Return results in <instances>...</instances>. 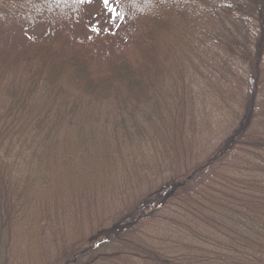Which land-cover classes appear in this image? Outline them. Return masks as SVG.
I'll return each mask as SVG.
<instances>
[{
	"label": "trees",
	"instance_id": "trees-1",
	"mask_svg": "<svg viewBox=\"0 0 264 264\" xmlns=\"http://www.w3.org/2000/svg\"><path fill=\"white\" fill-rule=\"evenodd\" d=\"M70 1L0 0V27L23 20L48 29L3 66L0 264L9 254L39 264H264V0H217L218 31L205 30L211 20L200 23L195 8L193 32L209 47L193 81L167 78L152 31L129 54L98 60L62 27ZM185 24L178 36L188 35ZM199 119L221 139L206 137ZM18 144L68 171L40 210L9 182L15 164L2 163V149L16 156ZM65 181L84 187L91 204L119 197L118 216L91 220L99 227L88 231L80 220L73 238L57 237L69 211ZM9 235L32 249H12Z\"/></svg>",
	"mask_w": 264,
	"mask_h": 264
},
{
	"label": "rangeland",
	"instance_id": "rangeland-1",
	"mask_svg": "<svg viewBox=\"0 0 264 264\" xmlns=\"http://www.w3.org/2000/svg\"><path fill=\"white\" fill-rule=\"evenodd\" d=\"M213 4H216L218 7L219 2L217 0H109V5L106 7L104 0H71L68 9L64 13L62 27L65 31L70 32L72 39L79 45L89 44L93 46L97 59L101 61L106 57H113L117 54H129L132 49L131 43L141 40L143 38L142 36H144L143 34L147 35L148 31H152L156 37L155 48L159 59L163 62L165 61L164 66H166L167 71H170L167 78H185V81H193L196 79L194 75L201 72L195 69V65L202 62L203 54L207 52V47H209L198 36L202 32H193L192 25L195 27L194 22L197 19L195 17L200 15V12L198 14V10L195 8L198 6V9L203 12L200 23H203L207 18L211 20V22H204L205 30L210 31L213 29L218 31L221 29V23L217 24L216 22H219L220 14L215 12ZM193 12L194 15H192ZM211 12H213L212 16H210ZM183 13L187 15V18H182ZM190 14L191 16L189 17ZM222 18L223 20L225 19L223 15ZM184 22H186L185 27L188 31L186 34L188 35L178 36L177 31L178 33L182 31L180 26ZM47 34L48 29L40 25V23L33 25L27 24L23 20L21 22L19 20L4 21L0 27V84H9V77L5 74V69H3L5 61L10 64L28 46H31L32 43H40ZM213 41L211 40L212 43ZM203 72H206V70ZM41 102L46 103L47 101L44 100ZM217 116L220 117V113H217ZM199 123H205L201 127V130L206 127L208 130L205 131L206 137L210 138L213 136L211 139H221L218 133L219 128L217 130L216 126H214L213 131L209 132L212 127L205 120L202 121V119H199ZM261 126L264 128V123ZM196 133H198L196 129L192 131L193 135H197ZM21 135L20 133L18 136ZM205 139L203 137L199 143L200 147L205 142ZM53 141L56 142L57 140ZM20 146L18 144V146L14 147L20 148L16 156L10 155L7 151L10 147L8 145L5 146L1 153L2 163L15 164L14 170L7 175L8 177L11 176V181L9 182L12 183V186L23 189L24 192L29 191V201H31V195L34 194L32 196L35 199L33 209L40 210L43 205L42 203H45L41 201V198H46L42 194L53 190L51 186L56 183L59 177L64 181L65 175L68 177V171L61 169L58 166L61 163H56V159L46 163L41 161L42 159L31 157L32 154L29 151L25 152V148ZM39 151H41L40 148L36 154ZM26 156L28 157L27 161ZM81 157H85V155ZM18 159L19 161L22 159L23 162L18 164ZM83 170L80 169L81 173ZM146 173L149 175V172ZM69 184L73 183H69L68 181L63 183L65 187L64 193L67 195L62 203L65 209L69 211H66V219L56 225L57 232H59L57 237L63 239L67 237L69 239L73 238L79 229L78 223L80 220H83V229L88 231L91 228H98L108 218L114 219L118 216L116 205L119 206L121 200L119 197L111 201V199H106L100 194V203L96 205L94 203L91 204L84 187L79 188L77 192L74 185L69 187ZM49 187L50 189H48ZM144 187L147 188V185H144ZM25 199L19 201V203H24ZM90 205L92 208H89ZM91 220L100 222L99 226L96 223H91ZM30 221L26 220L27 225L31 224ZM13 228L15 232H18L15 226ZM16 235L18 236L17 239L21 238L18 233ZM10 236L8 237L12 249L24 253L32 249L29 243L30 239L15 243V236H13L14 238ZM156 236L158 234L154 230L153 233H150L149 239L153 241V237L155 238ZM59 241L62 248L63 244L61 240ZM15 253L17 252L15 251ZM9 255L11 257H7L6 264H15L14 259H20L17 261L19 264H39L37 262L39 259L37 255L28 260L22 259L18 255ZM1 264L4 263L1 262Z\"/></svg>",
	"mask_w": 264,
	"mask_h": 264
},
{
	"label": "snow or ice",
	"instance_id": "snow-or-ice-1",
	"mask_svg": "<svg viewBox=\"0 0 264 264\" xmlns=\"http://www.w3.org/2000/svg\"><path fill=\"white\" fill-rule=\"evenodd\" d=\"M104 4H105L106 7H108V5H109V0H104ZM97 31H98V29H97Z\"/></svg>",
	"mask_w": 264,
	"mask_h": 264
}]
</instances>
